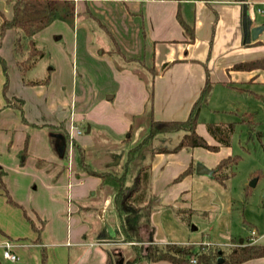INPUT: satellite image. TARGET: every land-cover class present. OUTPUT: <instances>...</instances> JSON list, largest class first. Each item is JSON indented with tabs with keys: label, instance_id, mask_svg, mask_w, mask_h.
Returning a JSON list of instances; mask_svg holds the SVG:
<instances>
[{
	"label": "crops",
	"instance_id": "crops-1",
	"mask_svg": "<svg viewBox=\"0 0 264 264\" xmlns=\"http://www.w3.org/2000/svg\"><path fill=\"white\" fill-rule=\"evenodd\" d=\"M72 2V18H54L32 36L43 55L26 74H35L37 63L45 56L37 40L52 41L50 34L57 32L50 42L53 62L47 68L41 67L47 74L45 79H26L40 83H23L13 54L15 28L8 29L0 39V56L6 64V72L0 64V177L15 203L8 202L0 189V264H30V260L34 264L41 248L46 249V264H83L90 258L96 259L94 264H107L108 260L111 264H126L128 245L120 233L113 193L102 187L101 178L84 164L95 172L119 175L130 148L124 142L133 136L129 115L144 114L146 133L149 112L153 120L184 121L207 81L210 93L198 111L196 132L217 149L183 147L176 152L154 153L144 160L149 165V191L158 198V204L147 218L141 219L139 235L145 243L152 240L157 244H232L234 238L229 242L223 239L227 233L220 217L216 216L213 226L206 227L211 232L208 240L189 234L177 217L193 211L194 203L190 200L193 201L194 193L199 196L200 210L207 208L201 202L210 197L216 211L225 213L232 208L226 192L228 179L220 183L208 175L197 174L194 164L211 169L228 154V148L224 152L228 143H221L208 126L224 128L235 122L222 123L201 115L204 111L212 115L238 111L234 97L227 94L230 92L264 98V90L258 89L264 85L263 69L233 68L236 63L264 57V31L256 40L243 43L242 3L233 0ZM92 2H100L103 7L100 16L92 11ZM246 2L255 13V23L264 22V16L258 18L253 8L264 5V0ZM7 3L9 12L4 10ZM12 3L13 0H0V13L6 18L11 17ZM260 10L257 12L262 13ZM88 19H96L99 27L93 28ZM59 40L62 46L58 45ZM124 63H132L131 69L123 68ZM79 73L92 75L103 84L97 90L93 108L80 106L82 102L74 94L73 83ZM55 82L67 84L66 94L52 86ZM120 90L126 91L130 106L125 111H113L110 102L119 97ZM107 92L111 93L105 96ZM12 97L23 100L26 121L18 109L6 106V98ZM60 123L63 126L58 127ZM70 125L80 133L71 137ZM60 132L67 134L66 141H62ZM97 135L102 138V145L94 142ZM145 135L137 138L136 143ZM163 140L156 149L176 145L166 146ZM79 152L84 155L82 163H78ZM93 159L102 162L94 166ZM188 168L192 172L175 180ZM194 230L197 228L189 229ZM250 233L248 242L264 243V233L260 237L253 230ZM240 240L247 242L240 238L239 243ZM6 243L11 244L16 260L4 257ZM140 263L172 264L166 260H141L136 264ZM240 264H264V257Z\"/></svg>",
	"mask_w": 264,
	"mask_h": 264
},
{
	"label": "trees",
	"instance_id": "trees-1",
	"mask_svg": "<svg viewBox=\"0 0 264 264\" xmlns=\"http://www.w3.org/2000/svg\"><path fill=\"white\" fill-rule=\"evenodd\" d=\"M238 3L247 0H233ZM13 14L11 19H7L0 14V38H3L5 32L10 28L17 29V35L14 38V52L19 54L22 50L21 45L24 38H27L30 57L25 61L23 59L16 61L17 67L22 74L24 84L35 85L40 82L27 81L25 79L26 71L32 66L34 61L43 55V52L36 46L32 38L33 34L45 27L54 18H72L74 6L72 0H14ZM186 30L188 26L183 24ZM27 48V49H28ZM21 55V53H20ZM31 61V63H30ZM0 64L6 72L5 60L0 56ZM237 70H264V57L250 61L239 62L233 65ZM4 84V91L6 90ZM210 93V83L207 81L199 98L194 103L188 118L184 121H160L153 120L151 113H148L149 121L146 135L135 145L131 146L126 153L123 171L117 175L110 172H95L88 165L83 163L89 172L101 178L100 185L109 188L113 193V203L115 213L119 222V229L124 243L134 253L127 255L126 264H136L141 260L151 262L166 260L172 264H240L247 260L264 257V243L246 242L231 247L227 252L218 247L211 249L202 244H176L166 243L157 244L148 240L144 244L139 235L140 221L147 218L152 208L158 204V198L149 191V165L144 163L147 157L154 153L176 152L183 147H203L208 150H216L217 146L209 144L201 135L196 132L198 111L200 106L206 102ZM6 106L15 107L20 111L23 121V100L17 97L6 98ZM53 129L52 125H47ZM63 126V123L58 125ZM232 126H228L229 132ZM209 132L221 143H228V133L225 128L210 124ZM227 130V131H228ZM182 131L180 140L172 148H155V139L159 135H166ZM62 141H66L67 134L60 132ZM27 140L24 142L26 147ZM78 151H80L78 149ZM78 163L84 162L83 152H79ZM237 163V158L227 156L222 158L216 166L211 168L210 177L220 183H224L233 175V167ZM192 172L188 168L181 172L175 180H179L188 173ZM0 189L3 190L8 202L14 203L8 190L0 177ZM15 204V203H14ZM32 227L36 230L33 222L28 216ZM152 230V228H151ZM42 264H46V255L43 253ZM107 264H111L108 260Z\"/></svg>",
	"mask_w": 264,
	"mask_h": 264
},
{
	"label": "rangeland",
	"instance_id": "rangeland-1",
	"mask_svg": "<svg viewBox=\"0 0 264 264\" xmlns=\"http://www.w3.org/2000/svg\"><path fill=\"white\" fill-rule=\"evenodd\" d=\"M91 6H92V11L98 13V16H100L99 13L100 11L103 10V7L101 6L100 2H92ZM5 8L6 9L4 8L2 9H4L7 12L10 11L9 3H7ZM253 8L258 18L260 16H264V5H255ZM257 8L262 9V13H258ZM0 14L4 15L2 12ZM82 16L80 18H82ZM4 17L6 18V16ZM11 17L7 19H11ZM88 22L91 24L93 28L99 27V22H97L96 19H92L91 21H89L88 19ZM68 26L71 25L68 24ZM17 32H18L17 29H15L14 38L16 37ZM53 34H57V32L50 34V39L52 41L54 36ZM52 41H50L49 39L42 40L41 38L40 40H37L38 46L42 50H44L45 56L42 59H40V61L37 63L35 67L36 73L35 74H31L30 72L27 73L24 76L25 79L38 80V81L45 79L47 74H44V71H41V67L47 68L53 62L51 56L52 47L50 43ZM59 42H57L58 45L62 46L61 40H59ZM27 46H28L27 38H24L21 45L22 48L20 52L21 55L20 53L16 54L13 51L14 57H16V59L18 60L23 59V61H25L28 57H30V54L28 53L29 48ZM117 60L121 62V59H117ZM125 64L128 63H124L123 68L130 70L132 67V63H130L129 65H125ZM74 66H76V64ZM119 69H121V67H119ZM79 71L81 70L78 69V72ZM80 73L78 75L77 82L73 83L74 94L76 92L77 100L79 101V103L80 101L82 102L80 103V106L83 105V107H85L86 104L87 109L93 108L95 106V96L97 90L98 89L101 90L103 84L102 85L99 84L95 79V77H92V75L88 74L86 76L84 75L81 76ZM53 85L55 89H59L60 91L66 94L68 90L66 83L55 82L54 84L52 83V86ZM258 89L264 90V85L262 88L259 87ZM107 93H105L107 94L105 96L110 95L111 92L110 93L107 92ZM119 93H120L119 97L114 99V101L110 102V106L113 111H118V110L125 111L127 110L126 108L130 106V102L126 98L127 95L126 91L120 90ZM227 94L234 97L233 99L234 105H237L239 107L238 111L233 110V112L231 113L226 111L224 112L220 111L219 113L213 115L209 114L208 111H204L201 117L203 119H209V120L215 119V121H220L222 123L235 122L232 126L233 130H231L230 132L227 126L228 124H226V126L224 127L226 133L229 132L228 146L225 147L226 149L224 150V152H226L228 148V152H226L228 154H224L225 155L224 157H227L226 155H229L237 158V163L232 168L234 173L226 183V192L229 194L231 198L232 208L230 209V212H225V213L218 212L216 211L217 207L215 206V203L214 204L212 203V199H210L211 198L210 197L208 201H205L204 203L201 202L203 205L205 204L207 208H205V210H200L197 207V203H199L198 200L199 196H197V194L194 193L192 195L193 201L192 199L190 200L191 203H194L193 211L191 210V211L182 212L180 213L181 215L179 216V218L177 217V219L180 220V222H182L185 225L186 230L189 234L190 233L192 235L197 234L199 235L198 236L199 239H204V240L210 239L209 234H211V232H209L210 230L206 229V227L208 225L213 226L214 221L217 219L216 216L220 217L223 221V226L227 233L226 236H223V239H226L227 242H229L230 239L234 238V242L229 245L205 244L204 246L206 248L209 247L211 249L213 248L215 249V247H218L224 252H227L231 247L237 244H243L244 242L241 243L238 242L240 238H244L247 241V238L251 234L250 233L251 230H253L254 235L256 237H260L262 233H264V98H254L246 93L230 92ZM244 113H246L247 115L244 116ZM129 116L130 119L132 118L133 136L132 138H130V140L124 142L125 147H131L132 143H136L138 141L136 140L137 138L140 139L141 135H145L146 133V126L144 125V114H135L133 116L131 114ZM99 117L100 116L98 115L97 120L100 122L102 118ZM82 123H83L82 126L86 127V124L84 122ZM204 128L207 130V126H204ZM182 133H183L182 131H178V132L166 134L165 137L160 135V138H157L154 142L155 146L159 147L158 145H160V140L162 139H164L162 141L164 145L173 146L179 141L178 139ZM101 139L102 138L99 135H97L94 137V142L98 141L97 144L102 145ZM92 162L93 164L95 163L97 166H99V163H101L102 160L93 159ZM196 164L197 163L195 162L194 166ZM213 197L215 198L218 196L214 195ZM192 226L196 227L197 230L189 231V229L191 230ZM144 244L147 243L144 242ZM126 250L128 254L134 253V251L130 250L129 248H127ZM43 253L44 255L47 256L45 248H41L39 250L40 257L38 258L37 261L34 260V264H42L41 259L43 257ZM95 262L96 259L90 258L88 263L85 262L83 264H94ZM30 264H32L31 260H30Z\"/></svg>",
	"mask_w": 264,
	"mask_h": 264
},
{
	"label": "water",
	"instance_id": "water-1",
	"mask_svg": "<svg viewBox=\"0 0 264 264\" xmlns=\"http://www.w3.org/2000/svg\"><path fill=\"white\" fill-rule=\"evenodd\" d=\"M241 29L243 43H250L258 38L259 34L264 31V22L260 24L255 23V13L250 11L247 2H243L241 5ZM195 172L197 174L211 175V170L206 168L202 164H196ZM195 229L194 226H192ZM242 242V240H240Z\"/></svg>",
	"mask_w": 264,
	"mask_h": 264
},
{
	"label": "built area",
	"instance_id": "built-area-1",
	"mask_svg": "<svg viewBox=\"0 0 264 264\" xmlns=\"http://www.w3.org/2000/svg\"><path fill=\"white\" fill-rule=\"evenodd\" d=\"M257 10L261 11L259 8ZM69 131H70V136L71 137L75 133H80V130H75L73 125H70ZM10 248H11V244L10 243H6L5 246H4L3 255L7 259L16 260L17 259V255L12 253Z\"/></svg>",
	"mask_w": 264,
	"mask_h": 264
}]
</instances>
